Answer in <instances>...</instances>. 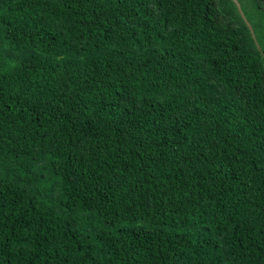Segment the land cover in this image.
<instances>
[{"label":"trees","instance_id":"16d2710c","mask_svg":"<svg viewBox=\"0 0 264 264\" xmlns=\"http://www.w3.org/2000/svg\"><path fill=\"white\" fill-rule=\"evenodd\" d=\"M262 51L233 0H0V264H264Z\"/></svg>","mask_w":264,"mask_h":264},{"label":"rangeland","instance_id":"374dc122","mask_svg":"<svg viewBox=\"0 0 264 264\" xmlns=\"http://www.w3.org/2000/svg\"><path fill=\"white\" fill-rule=\"evenodd\" d=\"M233 1L235 2L237 6L238 11L242 14L244 20L248 24L252 32V35L255 38V42L257 46L261 50H263L262 52L264 53V29L258 23V21H260L261 16H259L257 13H254V10H253V7L256 3L253 0H233ZM261 12L264 15V5H263Z\"/></svg>","mask_w":264,"mask_h":264}]
</instances>
